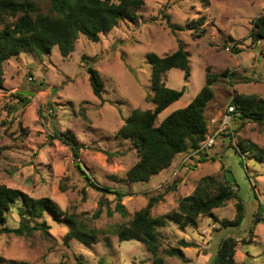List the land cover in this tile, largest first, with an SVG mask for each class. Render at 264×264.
I'll return each mask as SVG.
<instances>
[{
    "label": "rangeland",
    "instance_id": "1",
    "mask_svg": "<svg viewBox=\"0 0 264 264\" xmlns=\"http://www.w3.org/2000/svg\"><path fill=\"white\" fill-rule=\"evenodd\" d=\"M32 1L48 10V0ZM262 14L264 0H208V5L203 0H145L135 19L119 21L101 33L99 41L80 33L66 57L53 46L42 56L32 51L8 59L0 85V183L34 198H51L90 227L109 230L132 220L152 196L163 199L151 208V215H166L195 192L200 179L210 177L215 187L227 183L231 171L239 197L213 209V216L200 215L195 227L175 222L160 227L159 254L166 264H213L223 240L232 236L237 243L235 264H264V222L255 223L260 214L264 217L260 208L264 207V161L255 150H264V120L234 114L213 146L177 154L170 166L142 182L127 177L139 160L135 143L118 135L135 109L155 108L148 54L169 55L180 40L189 54L191 75L185 81L183 69L167 72L166 86L185 91L159 113L156 125L195 98L208 71L231 73L213 86L214 97L205 112L208 132L222 127L234 97L264 99V39L255 40L253 34V22ZM167 15L182 28H171ZM193 22L199 28H193ZM89 65L102 77L103 99L93 92ZM56 130L74 134L81 144L79 158L53 136ZM90 181L125 192L121 203L127 214L116 210V194L94 188ZM239 200L244 219L240 226H226L223 221H235ZM19 206L21 202L8 213L10 227L19 226ZM43 220L50 225L48 234L0 233V263L74 264L79 258L89 264L153 261L151 251L139 240L120 241L118 235L108 233L99 234L90 245L75 238L66 243L69 226L63 218L55 220L45 213L42 218L28 216L27 221L37 225ZM181 240L193 246H183ZM173 248H180L183 255H170Z\"/></svg>",
    "mask_w": 264,
    "mask_h": 264
},
{
    "label": "trees",
    "instance_id": "2",
    "mask_svg": "<svg viewBox=\"0 0 264 264\" xmlns=\"http://www.w3.org/2000/svg\"><path fill=\"white\" fill-rule=\"evenodd\" d=\"M49 7L43 11L32 0H0V85L3 82V66L5 62L20 55L22 52H36L39 56L46 54L53 46H58L63 56H68L74 50V44L79 34H84L91 41L97 42L101 33L113 29L119 21L136 17V11L145 4V0H48ZM208 5V0H203ZM9 17L13 20L10 21ZM168 25L173 29L182 26L171 22L166 16ZM203 17L199 23L203 22ZM194 23V22H193ZM198 24V23H197ZM253 34L255 40L264 39V14L257 17L254 22ZM190 28H192L190 26ZM193 28H199L194 23ZM201 36L199 32L198 36ZM152 64L151 81L154 90V109H135L125 119L124 125L118 135L131 139L139 152V160L128 170L127 177L132 182L148 181L152 176L171 165L175 156L187 149L200 148L209 130L206 109L209 101L214 97L213 86L219 78L230 77L229 70L220 73L207 72L205 84L195 98L185 107L174 110L163 121L156 125L159 113L169 105L179 100L185 91L173 89L165 84L167 72L174 68L184 70L185 81L190 78L189 54L184 42L179 41L178 49L166 56L156 53L148 54ZM90 83L94 94L103 99L104 84L99 71L93 66H88ZM26 100V99H24ZM230 104L236 107L235 114L252 121L264 120V99L255 95L240 94L234 97ZM54 137L61 139L69 145L76 158L80 157L81 144L69 131L54 132ZM248 146V145H247ZM248 150V148H246ZM256 150V156L264 161V150ZM82 171V170H81ZM90 184L99 190L114 193L118 199L116 210L126 215V208L121 203L126 195L122 190H113L111 187ZM236 186L227 176V183L213 187L210 177L200 179L195 192L180 200L179 206L171 213L162 216H152L151 208L156 202L163 199V195L152 196L147 206L137 212L132 220L121 224L114 229H97L90 227L81 220L77 214L63 211L51 198H34L21 189L9 187L0 183V233H14L19 236H31L40 230L48 234L50 225L43 220L37 225H31L29 217L42 218L45 213L52 215L53 219L63 218L69 226L65 236L68 243L78 239L86 245L96 240L99 234L118 235L120 241L139 240L145 243L151 251L153 261L151 264H166L165 259L159 254V231L168 222H175L181 226L195 227L200 215L213 216V209L222 207L231 198H238L234 190ZM21 202L19 226L10 227L7 224L8 213L12 207ZM237 216L235 221H223L226 226H240L244 219V204L241 200L237 203ZM264 211V207H260ZM98 210L96 216H100ZM264 222L261 214L256 217L255 223ZM183 246H193L192 242L181 240ZM236 239L232 236L225 238L215 256L213 264H235ZM172 256H182L180 248L169 250ZM0 264H32L29 262H6ZM74 264H89L79 258ZM102 264V263H101Z\"/></svg>",
    "mask_w": 264,
    "mask_h": 264
},
{
    "label": "built area",
    "instance_id": "3",
    "mask_svg": "<svg viewBox=\"0 0 264 264\" xmlns=\"http://www.w3.org/2000/svg\"><path fill=\"white\" fill-rule=\"evenodd\" d=\"M235 111H236L235 105L231 104L228 107V110L222 119V127L216 131H209L207 133L206 139L200 142V148L201 149H203L205 147L213 146L216 143V139L218 137L220 130H222L223 128H227L230 125L231 120L233 118V115L235 114Z\"/></svg>",
    "mask_w": 264,
    "mask_h": 264
},
{
    "label": "water",
    "instance_id": "4",
    "mask_svg": "<svg viewBox=\"0 0 264 264\" xmlns=\"http://www.w3.org/2000/svg\"><path fill=\"white\" fill-rule=\"evenodd\" d=\"M227 176H228L229 180H230L232 183L235 181V178H234L233 174L231 173V171H228V172H227Z\"/></svg>",
    "mask_w": 264,
    "mask_h": 264
}]
</instances>
